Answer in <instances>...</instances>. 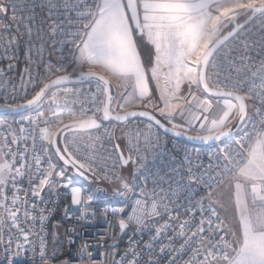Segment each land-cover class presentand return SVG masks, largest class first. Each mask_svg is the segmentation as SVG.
Returning a JSON list of instances; mask_svg holds the SVG:
<instances>
[{"label":"snow or ice","instance_id":"obj_1","mask_svg":"<svg viewBox=\"0 0 264 264\" xmlns=\"http://www.w3.org/2000/svg\"><path fill=\"white\" fill-rule=\"evenodd\" d=\"M22 44L18 88L0 68V113L23 114L0 119V264H264V0H0L9 71ZM167 136L215 150L194 166L185 150L149 190L147 154ZM61 190L79 213L66 218L99 212L149 240L118 251L113 234L99 253L72 229L61 257L58 221L49 251Z\"/></svg>","mask_w":264,"mask_h":264},{"label":"built area","instance_id":"obj_2","mask_svg":"<svg viewBox=\"0 0 264 264\" xmlns=\"http://www.w3.org/2000/svg\"><path fill=\"white\" fill-rule=\"evenodd\" d=\"M10 15V13H9ZM21 15H23L21 13ZM40 15H43V13L40 12L39 9H37V16L39 18ZM3 23H10L9 20L3 19ZM258 23V22H254ZM58 53L55 51H51L50 49H46L44 53V59L45 61L51 59L53 62L56 61ZM18 59L14 61V68L9 71L7 68V64L9 63L7 60H0V68L4 69V78L10 79L12 83H15L17 85V88L19 86V77L23 74V70L25 67V53L23 44L21 45L20 50L17 53ZM8 87V85H6ZM31 94V90H29V95ZM11 91L3 92L0 91V97L8 96L9 102H11ZM23 94L19 91L16 92L17 96V102H22L20 97ZM5 101L3 99H0V104H3ZM21 117H17L13 119L12 121V127H18V124L14 123V121H19ZM163 136V133H161ZM185 150L187 154H189L193 160V166L196 163L197 159V152H199V158L203 163H208V156L207 154L211 151H214V148H211L210 146L203 147L198 145H192L188 143H183L180 141H177L175 139H171L169 137H163V143L158 150L157 153L153 154L149 152L147 154V161L146 166L149 170L148 176H149V183H148V189L151 190L153 187L151 180L155 178L154 174H159L160 176H164L166 172L170 171L172 167H179L181 162L184 161V155ZM143 179V178H141ZM104 182V181H101ZM107 183V182H105ZM109 184V183H107ZM77 186H79L77 184ZM131 203V201L129 202ZM112 207V206H119V202L116 203H104V202H94V207L99 208L101 211L104 207ZM68 209V216L75 217L79 215L78 212H76L73 207L70 204V199L65 195L64 191L61 190L60 197L58 200V203H56L51 216L49 220L47 221L46 226V232H47V239L49 241L48 249L50 251V239H51V233L53 232V225L55 224L58 215H62V223L64 227V241L66 240V237L70 234V230L74 229L75 233L79 234V238H82L84 241H87L89 244L93 246V248H96L97 244L103 245V247H100L97 249V252L99 253H106L109 251L108 245L112 243V237L113 234H115V239L118 242V251H123L128 247V240L130 236L138 241L137 247L142 248V245L146 243L149 240V235L145 233L142 237L139 233H137L136 236H132V233L130 231H127V234L123 235L121 238H118L119 236V229L116 226V218L114 217H108L107 221L103 218H101L100 213H97V216L95 218H89L87 221H77L74 218L68 219L65 217V209ZM125 210L127 211L128 208L125 206ZM63 241V248H64V257H68L70 254L69 247L66 243ZM79 242V241H78ZM167 241H165L166 243ZM179 243V241H177ZM142 255H144V252H141ZM93 258H96V252H94ZM119 257H117L118 259ZM30 257H25L24 264H29ZM100 259H107L106 256H101ZM35 264H40L39 259V253L36 254V260ZM52 264H55L54 261H52Z\"/></svg>","mask_w":264,"mask_h":264},{"label":"rangeland","instance_id":"obj_3","mask_svg":"<svg viewBox=\"0 0 264 264\" xmlns=\"http://www.w3.org/2000/svg\"><path fill=\"white\" fill-rule=\"evenodd\" d=\"M0 119H5L9 124L12 125V119H6V118H3V117H0ZM54 163V161H53ZM124 175H128V172L125 171L124 172ZM78 180V185L81 186L82 188H84L88 193L90 194H94L97 192L98 189H103V190H106V191H110L111 188H112V185L111 184H107L105 182H99V183H96V182H92V183H85L79 179ZM104 202V203H116L117 201L115 199H112V198H103V199H99V200H96L95 202ZM56 224V222H55ZM54 231V230H53ZM55 231L57 232V239H59L60 237V231H59V228L58 229H55Z\"/></svg>","mask_w":264,"mask_h":264},{"label":"water","instance_id":"obj_4","mask_svg":"<svg viewBox=\"0 0 264 264\" xmlns=\"http://www.w3.org/2000/svg\"><path fill=\"white\" fill-rule=\"evenodd\" d=\"M21 115H23V114H17V113H8V114H6V113H0V117H3V118H17V117H21ZM167 137H169L171 139H175V140L180 141V142H183V143L192 144V145H198V146H203V147L209 146L207 144H201L200 142H197V141H187V140L182 139V138H175V137H171V136H167ZM77 179H79V180H81V181H83L85 183H92L91 181L84 180L83 178H79L78 177ZM121 237L122 236L119 233L118 238H121Z\"/></svg>","mask_w":264,"mask_h":264},{"label":"trees","instance_id":"obj_5","mask_svg":"<svg viewBox=\"0 0 264 264\" xmlns=\"http://www.w3.org/2000/svg\"><path fill=\"white\" fill-rule=\"evenodd\" d=\"M6 119H14V118H6ZM54 163H55V159L53 160ZM60 222V226H59V231H60V237H59V241L61 242V244L63 245V241H64V227H63V223H62V215H58L57 217V220H56V223L57 222ZM55 225V224H54ZM54 230V229H53ZM51 240H52V236H51V239H50V251L53 250V246H52V243H51ZM57 251L60 253V256L61 257H64V248L63 246L62 247H59L57 248ZM55 264H59V260H54Z\"/></svg>","mask_w":264,"mask_h":264}]
</instances>
